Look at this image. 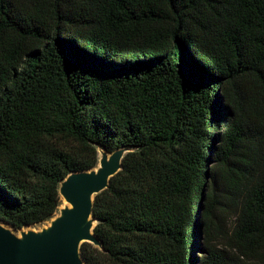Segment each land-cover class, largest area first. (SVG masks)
I'll return each mask as SVG.
<instances>
[{
    "label": "trees",
    "instance_id": "trees-1",
    "mask_svg": "<svg viewBox=\"0 0 264 264\" xmlns=\"http://www.w3.org/2000/svg\"><path fill=\"white\" fill-rule=\"evenodd\" d=\"M100 150L85 264H264V0H0V221Z\"/></svg>",
    "mask_w": 264,
    "mask_h": 264
},
{
    "label": "water",
    "instance_id": "water-1",
    "mask_svg": "<svg viewBox=\"0 0 264 264\" xmlns=\"http://www.w3.org/2000/svg\"><path fill=\"white\" fill-rule=\"evenodd\" d=\"M126 151L108 153L96 170L70 174L60 186V195L71 207L61 211L47 229L22 231L0 221V264H85L83 243L99 244L93 217L95 196L108 188L111 178L122 170Z\"/></svg>",
    "mask_w": 264,
    "mask_h": 264
},
{
    "label": "rangeland",
    "instance_id": "rangeland-1",
    "mask_svg": "<svg viewBox=\"0 0 264 264\" xmlns=\"http://www.w3.org/2000/svg\"><path fill=\"white\" fill-rule=\"evenodd\" d=\"M99 156H100L99 166L96 168V170L100 167V165H101V160H102V158H103L102 153H100ZM69 207H71L70 204H69V203H68V202H67V201L61 196V204H60V206H59V208H58L57 213L53 216L52 219H50V220H48V221H46V222H44V223H42V224H39V225H35V226H31V227H27V228L20 229V230L17 231V233H18L19 235H21V232H22V231H34V232H38V233H39V232H41L42 230L47 229V228L50 226L51 222H52L56 217H58V216L61 215V211H62L63 209H65V208H69ZM218 247H219V248H222L221 245H219Z\"/></svg>",
    "mask_w": 264,
    "mask_h": 264
},
{
    "label": "bare ground",
    "instance_id": "bare-ground-1",
    "mask_svg": "<svg viewBox=\"0 0 264 264\" xmlns=\"http://www.w3.org/2000/svg\"><path fill=\"white\" fill-rule=\"evenodd\" d=\"M21 237V235H19Z\"/></svg>",
    "mask_w": 264,
    "mask_h": 264
}]
</instances>
